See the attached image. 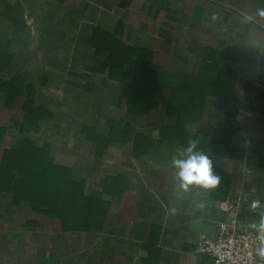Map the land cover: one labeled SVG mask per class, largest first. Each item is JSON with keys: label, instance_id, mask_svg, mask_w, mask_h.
<instances>
[{"label": "crops", "instance_id": "1", "mask_svg": "<svg viewBox=\"0 0 264 264\" xmlns=\"http://www.w3.org/2000/svg\"><path fill=\"white\" fill-rule=\"evenodd\" d=\"M259 9L264 0H0V264H211L198 241L216 235L232 197L257 231ZM105 35L158 68L152 110L137 113L121 82L92 72L107 60L100 39L111 53ZM191 141L217 189L180 187L173 161ZM63 174L69 196L42 191Z\"/></svg>", "mask_w": 264, "mask_h": 264}, {"label": "trees", "instance_id": "2", "mask_svg": "<svg viewBox=\"0 0 264 264\" xmlns=\"http://www.w3.org/2000/svg\"><path fill=\"white\" fill-rule=\"evenodd\" d=\"M105 37L109 39H107V41L110 48L104 50H108L111 53H102L103 47L107 48V46L106 42L103 43V39H100L98 46H96V54L98 56L106 55L107 60L103 67L95 69L92 72L101 77L102 81H105L106 79H114L121 82L124 85L125 98L130 107H134L137 113L144 114L152 110L155 107L153 96L156 92L155 79L158 68L151 63L147 53L128 47H122V45L112 36L105 35ZM100 43H103V47H99ZM134 56L137 57V61L141 62V66L138 69L136 68V60L133 59ZM114 132L115 129H112L106 138H113L112 135ZM21 147L25 149L27 148V145L22 144ZM27 158L28 156L25 155V153L20 156L21 165L19 166L18 173L20 182H23V177H25L20 170L23 171V168L27 170V167L22 165L23 161ZM30 160H32V156L30 157ZM36 164L37 160L32 163V166H35ZM35 168H37V166H35ZM67 178L68 177L63 174L61 178H58V181H60L59 184H57V186L53 184L57 188H52V181L47 177V188L44 187L42 191L46 192L47 195H52V198L55 197V192L62 193L64 197L69 196V188H71V185L68 183ZM55 189L56 191H54Z\"/></svg>", "mask_w": 264, "mask_h": 264}, {"label": "built area", "instance_id": "3", "mask_svg": "<svg viewBox=\"0 0 264 264\" xmlns=\"http://www.w3.org/2000/svg\"><path fill=\"white\" fill-rule=\"evenodd\" d=\"M223 204L225 220L217 225L216 235L199 239L197 252L207 256L211 264H264L256 254L259 247L258 230L245 227L239 197L229 198Z\"/></svg>", "mask_w": 264, "mask_h": 264}, {"label": "clouds", "instance_id": "4", "mask_svg": "<svg viewBox=\"0 0 264 264\" xmlns=\"http://www.w3.org/2000/svg\"><path fill=\"white\" fill-rule=\"evenodd\" d=\"M257 14L264 17V9H259ZM217 17L213 15L212 19ZM196 148V141H191L187 148V158L175 159L173 161L175 167L178 169L176 178L180 182V187L187 191L190 186L197 185L206 190L217 189L222 178L214 173L212 160L202 151H194ZM260 207V201L253 200L250 205L251 210H256ZM252 228L258 230L259 247L256 249V254L264 261V215H262L259 225H252Z\"/></svg>", "mask_w": 264, "mask_h": 264}, {"label": "water", "instance_id": "5", "mask_svg": "<svg viewBox=\"0 0 264 264\" xmlns=\"http://www.w3.org/2000/svg\"><path fill=\"white\" fill-rule=\"evenodd\" d=\"M200 264H203V263H200Z\"/></svg>", "mask_w": 264, "mask_h": 264}]
</instances>
